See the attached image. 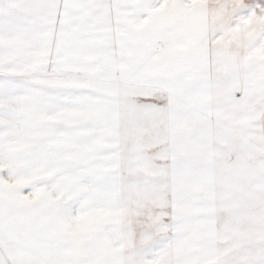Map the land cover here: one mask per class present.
Instances as JSON below:
<instances>
[{
  "label": "snow or ice",
  "instance_id": "obj_1",
  "mask_svg": "<svg viewBox=\"0 0 264 264\" xmlns=\"http://www.w3.org/2000/svg\"><path fill=\"white\" fill-rule=\"evenodd\" d=\"M0 264H264V0H0Z\"/></svg>",
  "mask_w": 264,
  "mask_h": 264
}]
</instances>
